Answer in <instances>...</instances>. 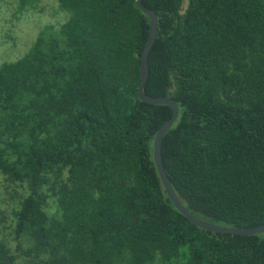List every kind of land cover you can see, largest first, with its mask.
<instances>
[{
    "label": "trees",
    "instance_id": "trees-1",
    "mask_svg": "<svg viewBox=\"0 0 264 264\" xmlns=\"http://www.w3.org/2000/svg\"><path fill=\"white\" fill-rule=\"evenodd\" d=\"M57 1L68 19L0 64V264H264V232L202 229L164 190L172 111L137 96L136 0ZM142 2L144 92L179 107L175 194L200 220L263 224L264 0Z\"/></svg>",
    "mask_w": 264,
    "mask_h": 264
},
{
    "label": "rangeland",
    "instance_id": "rangeland-1",
    "mask_svg": "<svg viewBox=\"0 0 264 264\" xmlns=\"http://www.w3.org/2000/svg\"><path fill=\"white\" fill-rule=\"evenodd\" d=\"M68 17L57 0H0V64L22 57L44 26L58 28Z\"/></svg>",
    "mask_w": 264,
    "mask_h": 264
},
{
    "label": "water",
    "instance_id": "water-1",
    "mask_svg": "<svg viewBox=\"0 0 264 264\" xmlns=\"http://www.w3.org/2000/svg\"><path fill=\"white\" fill-rule=\"evenodd\" d=\"M136 3L140 10L148 17L149 20V33L143 49L140 53L139 58V74H140V83L137 87V96L140 100L152 103V104H166L171 108V116L157 129L154 140H153V160L160 177L161 183L164 187V190L175 206V208L187 217L191 222L196 226L215 232H227L241 235H250L255 233L264 232V223L251 226V227H228L220 226L214 223H209L195 217L178 199L175 191L172 187L171 181L166 174L161 153L162 139L165 133L171 128L173 123L176 121L179 113L178 103L175 99L167 96H150L144 92V86L148 77L149 67H148V54L154 44L156 35H157V16L153 10L146 7L142 0H136Z\"/></svg>",
    "mask_w": 264,
    "mask_h": 264
}]
</instances>
